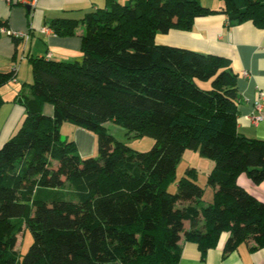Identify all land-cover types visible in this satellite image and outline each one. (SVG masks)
Wrapping results in <instances>:
<instances>
[{"label":"trees","instance_id":"1","mask_svg":"<svg viewBox=\"0 0 264 264\" xmlns=\"http://www.w3.org/2000/svg\"><path fill=\"white\" fill-rule=\"evenodd\" d=\"M213 3L108 0L81 19L80 59L29 57L31 81L12 98L24 116L0 145V264H178L181 240L204 254L224 233L225 254L264 247V201L237 182L264 181V138L238 131L236 71L223 56L155 40L215 13L264 29V0ZM78 22L50 28L72 35ZM14 80L16 67L0 71V87ZM112 122L154 144L132 149L108 132ZM64 124L94 134L97 155L80 156ZM187 149L213 161L211 202L195 167L168 189Z\"/></svg>","mask_w":264,"mask_h":264},{"label":"crops","instance_id":"2","mask_svg":"<svg viewBox=\"0 0 264 264\" xmlns=\"http://www.w3.org/2000/svg\"><path fill=\"white\" fill-rule=\"evenodd\" d=\"M107 1L36 0L35 5L30 6L28 0H0V71L16 67V80L0 87V95L4 99L0 106V145L19 126L24 116L23 107L12 98L22 84L31 81L29 57L47 56L60 61L80 59L84 28L81 19L86 13L104 7ZM113 1L123 3L126 0ZM60 18L79 21L72 35L62 36L52 31L50 24ZM13 32H22L26 36L14 37L9 34ZM155 40L160 44L227 58L237 74L238 131L250 137L264 138V119L258 125H252L250 120L251 116L257 115L255 103L259 93L264 92V29L251 21L229 26L224 15L215 13L196 17L189 30L171 29L167 34L157 35ZM262 103L264 108V100ZM44 112L51 114V106L45 104ZM62 128L64 134L74 140L80 156L94 155L97 150L94 134L71 124H64ZM206 166L209 167L208 162ZM237 182L264 201V181L254 184L241 174ZM227 236V233L222 234L216 247L204 254L194 241L181 240L178 264H264V247L253 249L251 241L242 242L225 254L223 246Z\"/></svg>","mask_w":264,"mask_h":264},{"label":"rangeland","instance_id":"3","mask_svg":"<svg viewBox=\"0 0 264 264\" xmlns=\"http://www.w3.org/2000/svg\"><path fill=\"white\" fill-rule=\"evenodd\" d=\"M201 2L210 5H212V3L214 2L213 5H217V6L219 5L218 0H201ZM106 128L109 133L114 135L118 140L125 142L129 147H131L134 150L141 152L146 151L150 149L154 144V139L152 137L149 136L136 137V136L127 135L125 129L117 123L114 122L107 123ZM62 137H64V134ZM94 155H97V150L94 152ZM207 162L209 164V167L206 166ZM212 166H213V161L211 159L203 157L199 155L197 152L187 149L183 153L182 159L180 160L178 166L176 167L174 179L169 183L168 189L171 192H173L176 189L177 181L182 175H184L186 168L195 167L197 170L196 182L203 188L202 203L211 202L213 200V188L207 184V177ZM208 196L209 198H207ZM20 235L18 238L19 241L17 244V250L21 254H23L26 251L29 244L31 243L32 239H31V234L27 229L23 232L21 236Z\"/></svg>","mask_w":264,"mask_h":264},{"label":"built area","instance_id":"4","mask_svg":"<svg viewBox=\"0 0 264 264\" xmlns=\"http://www.w3.org/2000/svg\"><path fill=\"white\" fill-rule=\"evenodd\" d=\"M35 1L36 0H28L27 3H28V5L31 6V5H35ZM9 34H11L14 37H18V36L25 37L26 36V34H24L22 32H13V33H9ZM259 94H260V97L258 100H256V103H255L256 110L259 112V114L251 116L250 120H251L252 124H257V122L262 118L260 112L263 108V105L261 104V102L264 100V92H260ZM261 99H263V100H261Z\"/></svg>","mask_w":264,"mask_h":264},{"label":"water","instance_id":"5","mask_svg":"<svg viewBox=\"0 0 264 264\" xmlns=\"http://www.w3.org/2000/svg\"><path fill=\"white\" fill-rule=\"evenodd\" d=\"M27 8H29V7L27 6Z\"/></svg>","mask_w":264,"mask_h":264}]
</instances>
